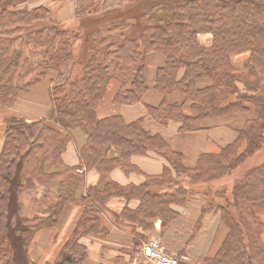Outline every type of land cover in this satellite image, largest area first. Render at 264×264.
<instances>
[{
	"label": "trees",
	"instance_id": "1",
	"mask_svg": "<svg viewBox=\"0 0 264 264\" xmlns=\"http://www.w3.org/2000/svg\"><path fill=\"white\" fill-rule=\"evenodd\" d=\"M27 1L0 0V105L12 108L19 95L48 81L50 112L46 119L13 115L4 121L0 257L6 264H31L28 252L37 234L56 228L73 206L81 207L80 215L52 264H81L87 257L81 239L109 233L101 218L112 198L138 201L136 208L125 206L114 215L117 225L141 230L133 240L137 248L145 232L157 223L165 230L178 218L176 207L190 201V191L177 180L180 175L192 184L220 179L262 147L264 94L240 91L238 83L255 78L249 62L253 55L264 66V0H118L115 5L111 0H77V23L71 30L46 6L16 9ZM11 26L23 33L10 37ZM204 36L209 37L207 45L200 42ZM28 49L35 62L21 58L9 69L16 53ZM153 52L165 58L154 82L163 101L147 108L158 124L176 122L181 132H188L196 120L254 108L256 118L245 123L238 138L217 154L201 155L195 168H185L181 154L160 136L149 135L142 119L125 123L120 114L98 116V106L111 89L115 106L141 101L147 90L146 59ZM241 55L246 61L237 65L233 59ZM20 65V71L13 70ZM201 78L210 84L198 88ZM174 92L191 102L192 115L184 112V105L168 101ZM75 130L85 135L80 164L66 167L63 155ZM149 153L167 161L161 174L146 176L138 186L105 180L85 187L88 171L104 177L117 168L140 173L131 159ZM37 187L43 192L33 216L24 215L20 196ZM231 196L227 204L208 208L219 212L227 232L217 252L200 264H264V162L235 182Z\"/></svg>",
	"mask_w": 264,
	"mask_h": 264
},
{
	"label": "crops",
	"instance_id": "2",
	"mask_svg": "<svg viewBox=\"0 0 264 264\" xmlns=\"http://www.w3.org/2000/svg\"><path fill=\"white\" fill-rule=\"evenodd\" d=\"M117 1L111 0L110 4L115 5ZM32 2L38 6L48 7L56 21L66 25L73 22L78 7L77 0H32ZM16 9L27 10L23 4ZM21 54L16 53L15 58L17 59ZM241 58L245 59L246 55L237 57L234 62L239 65ZM155 62L159 65L162 63V59L156 56ZM159 67L155 68V71L150 69L148 81L146 68L147 90L140 102L133 105L115 106L111 102L113 92L111 89L98 106V116L120 114L125 123L142 119V126L149 135L160 136L173 151L181 154L185 168H195L203 154L219 153L221 149L238 138L239 131L248 120L256 118L254 108L248 105V109L244 112L197 123L196 125L201 126L204 130L200 132H193V128L188 132H181L178 123L177 125L169 123L166 126L158 124L148 116L147 108L156 107L163 101V95L154 87L156 70ZM50 86L52 85L48 81H42L29 93L19 95L12 108L0 105V152L3 147L4 121L7 117L20 115L33 119L48 118L50 112L48 90ZM196 86L198 87L197 82ZM168 101L171 104H182L184 98L181 94L174 92L168 96ZM190 104L191 102L188 104L189 110ZM184 112L188 114L185 109ZM212 127L213 130L206 133L207 129ZM84 142L85 135L81 131L75 130L72 141L63 155L66 167H76L80 164L79 148ZM131 163L140 170V173L125 174L117 168L104 177L96 171H88L85 172V187L96 186L105 180H111L121 186H138L145 181L146 176L159 175L165 167H168V163L154 153L134 156ZM84 171V169L79 170L80 173ZM42 192V187H37L20 196L24 215L33 216L35 204L40 199ZM207 204L203 195L192 196L186 206L176 207L179 213L176 221L167 226L165 230H161L160 223H157L153 230L145 232L146 239L139 240L140 246L136 248L133 240L141 230H135L128 224L117 225L114 215H119L125 206L136 208L138 201L127 202L122 198H112L108 201L107 210L101 218L102 225L109 229V233L104 237L89 235L81 239L80 242L87 247V257L81 264H148L141 253V244L153 238H158L164 250L170 251L172 256H178L183 264H200L206 257L213 256L217 252L227 232L220 221L219 212L213 208L208 209ZM80 208L77 206L66 208L56 228L43 229L37 234L35 243L28 252L31 264H52L75 226L80 215ZM183 250L184 252H182ZM0 264H6V260L0 258Z\"/></svg>",
	"mask_w": 264,
	"mask_h": 264
},
{
	"label": "rangeland",
	"instance_id": "3",
	"mask_svg": "<svg viewBox=\"0 0 264 264\" xmlns=\"http://www.w3.org/2000/svg\"><path fill=\"white\" fill-rule=\"evenodd\" d=\"M23 6H24V8L28 9V8L37 7L38 5L34 4V2H32V0H28V2H25L23 4ZM74 21H75V23H77L76 18H74L72 23L67 24V27L70 28L69 30H71L74 27ZM13 28H14V26H11L7 30L8 35L10 37L17 38L18 35H20V33H23V30L16 31ZM200 42L203 43L204 45H207L210 42V40L208 37H203V38L200 37ZM263 47H264V44H263ZM30 54H33V53H31L29 51V49H28V53H27V50H26L25 53H23L17 57L16 61L11 63L10 69L16 65L18 66V62L21 60V58H22L21 62L27 59V62L32 61V63H34L35 60L30 57V56H32ZM156 56H158L162 59V63L159 65L156 64V62H155ZM253 56H255V57L253 58ZM253 56L250 58L249 62H250L252 71L255 73V78L254 79L249 78L247 80H243V81L239 82L238 88L240 91H248L251 93L252 92H262V94H264V66H263V63H262L258 54H255ZM237 57H241V56H236L233 59V62L235 59H237ZM0 60H1V58H0ZM240 61L242 62V65H243V63L246 60L241 58ZM254 61H255V63H254ZM164 62H165V58L160 53L153 52L147 56V59H146L147 81L149 78L150 69H153V71H155V68H157L159 66H163ZM241 62H239V65L241 64ZM241 66H239V67H241ZM16 67L13 70L14 71H20L21 65L18 67V69ZM182 74H183V70H180L178 73V78H180L182 76ZM19 75H21V73ZM33 75L31 77H33ZM29 80L30 79H27L26 81H29ZM209 84H210V80L207 78H201V79L197 80L198 87H205V86L207 87ZM176 94L180 95L181 93L176 92ZM181 95L184 98V101L182 104L184 105L185 111L188 114L192 115V113L189 110V106H188L189 101H186L183 94H181ZM178 102H181V101H178ZM211 120H215V119L196 120L192 125V128H193L192 131L193 132L204 131L201 126H197L196 124L197 123H204V122L211 121ZM170 124L177 125L176 122H170ZM211 130H213V127L210 129H207L206 133L210 132ZM161 158L164 159L163 157H161ZM263 162H264V142H263V145L260 148V150H258L253 156L248 158L242 165H240L230 175H227V176L222 177V178L217 179V180H213V181L208 182V183H199V184L190 183L189 180L183 175H180L177 180L180 183V185H182L183 187H185L186 189H188L190 191V197L197 196V195H203L205 197L207 203H208L206 207L210 208L211 204H213V203L222 205V204H227L229 201H231V197H232L231 191L233 189L235 182L237 180L241 179V177L245 174V172L247 170H249L250 168H252L254 166H258ZM166 163H167V161H166ZM141 245L143 246V244H141ZM165 252L167 254L171 255L170 251L165 250ZM141 253H142V249H141ZM0 258H2V257H0ZM2 259H4V258H2ZM55 260L53 262H55Z\"/></svg>",
	"mask_w": 264,
	"mask_h": 264
},
{
	"label": "built area",
	"instance_id": "4",
	"mask_svg": "<svg viewBox=\"0 0 264 264\" xmlns=\"http://www.w3.org/2000/svg\"><path fill=\"white\" fill-rule=\"evenodd\" d=\"M142 254L148 264H182L177 257L165 252L158 238L145 242L142 246Z\"/></svg>",
	"mask_w": 264,
	"mask_h": 264
}]
</instances>
